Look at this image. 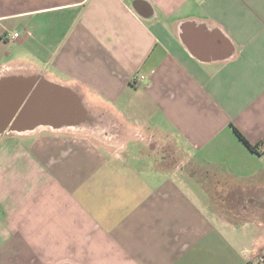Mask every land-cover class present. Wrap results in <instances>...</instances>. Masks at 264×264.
Masks as SVG:
<instances>
[{"label": "crops", "instance_id": "crops-1", "mask_svg": "<svg viewBox=\"0 0 264 264\" xmlns=\"http://www.w3.org/2000/svg\"><path fill=\"white\" fill-rule=\"evenodd\" d=\"M13 78L118 126L0 132V264H264V0H0Z\"/></svg>", "mask_w": 264, "mask_h": 264}, {"label": "water", "instance_id": "water-1", "mask_svg": "<svg viewBox=\"0 0 264 264\" xmlns=\"http://www.w3.org/2000/svg\"><path fill=\"white\" fill-rule=\"evenodd\" d=\"M14 91L9 115L0 113V132L31 131L38 125L52 128L79 125L87 116L79 101L69 91L44 82L9 79L0 84V91ZM1 94V92H0ZM2 96V94H1ZM0 98V107L5 106Z\"/></svg>", "mask_w": 264, "mask_h": 264}, {"label": "rangeland", "instance_id": "rangeland-1", "mask_svg": "<svg viewBox=\"0 0 264 264\" xmlns=\"http://www.w3.org/2000/svg\"><path fill=\"white\" fill-rule=\"evenodd\" d=\"M116 126H118L116 118H113L110 111H107L105 107H100L96 117H91L90 115V118L86 119L83 128L84 132L92 133L96 138L103 140V135H106L108 137L106 140H115L113 134L110 135L108 133L111 129H116Z\"/></svg>", "mask_w": 264, "mask_h": 264}, {"label": "built area", "instance_id": "built-area-1", "mask_svg": "<svg viewBox=\"0 0 264 264\" xmlns=\"http://www.w3.org/2000/svg\"><path fill=\"white\" fill-rule=\"evenodd\" d=\"M17 37L18 36L16 34H14L13 36H11V39L17 38ZM144 79H145L144 76L137 74V75H134V77L132 78V82H134L136 84L137 82H141ZM261 150L264 152V145L261 146Z\"/></svg>", "mask_w": 264, "mask_h": 264}, {"label": "trees", "instance_id": "trees-1", "mask_svg": "<svg viewBox=\"0 0 264 264\" xmlns=\"http://www.w3.org/2000/svg\"><path fill=\"white\" fill-rule=\"evenodd\" d=\"M235 133L237 134V136L239 137V139L245 144L246 147H248L251 150H254V147H252L245 139V137L239 133L237 130H235Z\"/></svg>", "mask_w": 264, "mask_h": 264}]
</instances>
